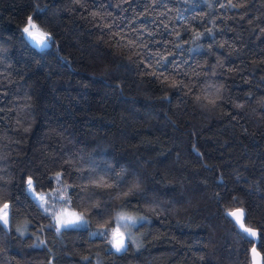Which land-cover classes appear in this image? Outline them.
<instances>
[{
    "label": "trees",
    "instance_id": "1",
    "mask_svg": "<svg viewBox=\"0 0 264 264\" xmlns=\"http://www.w3.org/2000/svg\"><path fill=\"white\" fill-rule=\"evenodd\" d=\"M4 203L0 264H251L238 208L264 260V0H0Z\"/></svg>",
    "mask_w": 264,
    "mask_h": 264
},
{
    "label": "snow or ice",
    "instance_id": "2",
    "mask_svg": "<svg viewBox=\"0 0 264 264\" xmlns=\"http://www.w3.org/2000/svg\"><path fill=\"white\" fill-rule=\"evenodd\" d=\"M23 33L25 34V38L30 40L36 46L37 48H40L41 50L46 49L51 46L53 43L52 37L50 33H46L42 31L40 28H38L37 24L33 21L32 17H28L26 26L23 28ZM213 103H215L213 101ZM60 174H57V178H59ZM27 190L34 193L33 189V181L31 178L27 180ZM33 199L37 200V207H41L40 200L43 199V197L37 198L33 194ZM7 209H9V204L4 203L2 209H0V212H3V215L0 216V225L7 226L9 223V217ZM45 212H47V209H44ZM244 210L242 208H238L235 210H228L226 212V216L230 217L233 222L238 225L239 229L241 230L242 234H246V238L251 242L253 238L258 237L257 231L253 230L252 228L246 227L243 223L244 218ZM67 216V218H65ZM54 219L56 220L57 224H59L61 227L67 229L69 227H76L79 224L83 222V217L81 215L76 214L75 212L72 213H61L60 215L54 216ZM137 219H144L143 217L135 218L129 215H126L124 213H119L116 217V227L111 228L108 230V233L110 235V239L108 240L109 244L112 245L113 248L117 252L126 251V237L124 233L120 232V223L121 222H130L124 224V227H129L130 225H135L137 223ZM57 231H60V228H57ZM100 235H105V232H100ZM130 239V237H129ZM253 253V261L254 264H259L258 261H256V256L258 255L255 248L252 249Z\"/></svg>",
    "mask_w": 264,
    "mask_h": 264
},
{
    "label": "rangeland",
    "instance_id": "3",
    "mask_svg": "<svg viewBox=\"0 0 264 264\" xmlns=\"http://www.w3.org/2000/svg\"><path fill=\"white\" fill-rule=\"evenodd\" d=\"M33 181V180H32ZM33 189H34V193L30 192L31 195L33 196V194L37 197V198H40V197H43V199L40 200V203L41 204H45V201H46V195L45 193H42V192H37L34 188V184H33ZM2 209V208H1ZM7 212H8V217H9V209H7ZM72 212H75L76 214L78 215H81L83 217V222L81 224H79L78 226L76 227H82V226H86L87 223H88V220L85 216H83L81 213H79L78 211L76 210H73L69 207H66V206H59V210L57 212L56 215H60L61 213H72ZM119 213H124L126 215H129V216H132V217H135V218H140V217H143L144 219H137V223L135 225H130L129 227H124V224L126 223H130V222H121L120 223V232L124 233L125 237H126V244L128 242V240H134V239H138V232L136 230V227L139 223L143 222L144 220H147L148 218L145 216V215H139V214H133V213H130V212H127V211H121ZM118 213V214H119ZM3 215V212H0V216ZM65 218H67V216H65ZM57 226L62 229L63 227H61L59 224H57ZM130 237V239H129Z\"/></svg>",
    "mask_w": 264,
    "mask_h": 264
},
{
    "label": "water",
    "instance_id": "4",
    "mask_svg": "<svg viewBox=\"0 0 264 264\" xmlns=\"http://www.w3.org/2000/svg\"><path fill=\"white\" fill-rule=\"evenodd\" d=\"M29 41H30V40H29ZM31 43H32V42H31ZM33 45H34V44H33ZM234 210H235V209H234ZM243 223H244V225H245L244 218H243ZM237 226H238V225H237ZM245 226H246V225H245ZM246 227H247V226H246ZM253 230L257 231V233H258V230H256V229H253ZM253 239L255 240V244H254L253 248H255L256 251H257V253H258V255L256 256V261H258L259 264H264L263 255L261 254V252L258 250V247H257L258 242H259V233H258V237L253 238ZM253 248H252V249H253ZM251 260H252V263H251V264H254L252 250H251Z\"/></svg>",
    "mask_w": 264,
    "mask_h": 264
}]
</instances>
